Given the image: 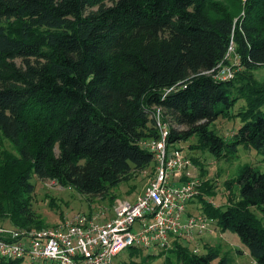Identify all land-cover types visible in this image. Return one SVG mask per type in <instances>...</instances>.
<instances>
[{
  "label": "trees",
  "instance_id": "1",
  "mask_svg": "<svg viewBox=\"0 0 264 264\" xmlns=\"http://www.w3.org/2000/svg\"><path fill=\"white\" fill-rule=\"evenodd\" d=\"M229 46L239 62L232 76L204 73L228 62ZM258 66L264 0H0V221L42 227L30 208L32 176L95 195L134 170L150 166L151 175L152 153L141 141L158 137L155 106L167 141L181 148L178 142L194 135L195 156L226 157L241 145L264 160ZM239 98L243 104L231 111ZM233 116L241 123L228 138L210 125ZM195 156L189 155L193 162ZM224 184V203L206 198L205 180L190 201L264 264V172L245 163ZM191 245L129 247L112 264H144L155 255L163 257L160 264H235L218 244L205 242L202 251Z\"/></svg>",
  "mask_w": 264,
  "mask_h": 264
},
{
  "label": "built area",
  "instance_id": "2",
  "mask_svg": "<svg viewBox=\"0 0 264 264\" xmlns=\"http://www.w3.org/2000/svg\"><path fill=\"white\" fill-rule=\"evenodd\" d=\"M230 48V46H229ZM221 63L205 71L225 79L232 71ZM171 87L164 89V96ZM159 107V106H158ZM153 116L158 137L141 144L152 153L153 170L133 200L116 198L112 213L76 212L54 225L20 227L0 221V258H22L40 264H112L129 247L157 250L172 241L196 240L211 233L213 219L190 201L199 192L195 165L182 148L167 141L168 128Z\"/></svg>",
  "mask_w": 264,
  "mask_h": 264
},
{
  "label": "rangeland",
  "instance_id": "3",
  "mask_svg": "<svg viewBox=\"0 0 264 264\" xmlns=\"http://www.w3.org/2000/svg\"><path fill=\"white\" fill-rule=\"evenodd\" d=\"M225 2V1H223ZM232 45V43H231ZM232 46L228 47L229 54L227 55L228 62L222 64L225 68L233 72L236 65L238 66V58L233 54ZM16 63H20L19 58H15ZM218 63V62H217ZM202 72V71H201ZM204 73H212L211 71H203ZM254 75L259 80H264V66H258L254 69ZM232 76V75H231ZM243 104L242 99L237 101L232 106L231 111ZM160 110V107L155 106ZM238 117H219L210 122V125L218 132L222 137L228 138L231 133L235 131L237 126L240 125ZM178 128H186L185 125L179 124ZM195 142L194 135H191L184 141L178 142L181 148L189 156H195L196 148H190L189 144ZM6 147H10L5 142ZM56 152V148H54ZM198 156H195L197 162L192 163L195 165L198 176L200 178V184L202 180L206 181V184L211 191V194L207 195L206 198L211 200L215 205L224 203L226 200L227 189L224 181L228 178L234 177L242 164H250L256 166L260 171L264 172V160L262 155L252 147L237 146V150L234 153L227 154L226 157L215 158L206 151L197 152ZM200 156V158H199ZM202 166L203 173L199 175ZM145 167L143 170H134L131 172L129 177L125 180H121L116 185L110 187L103 194L88 195L79 193L70 186H62L57 183L54 179L43 178L39 179L34 176L31 177L33 183V190L30 193V208L35 212L42 222V227L54 225L58 221L64 218L73 216L76 212L83 213H96L100 212L103 216H108L112 213V205L116 198H123L127 200H133L135 195L142 189L148 177L150 176L148 169ZM149 174V175H148ZM199 184V186H200ZM236 184L232 183L230 190L236 193ZM113 194L114 197L110 203L109 195ZM255 213L260 216V212L254 209ZM264 222V216H261ZM4 223L11 224L6 219L2 220ZM210 226L214 227V231L211 233H205L202 239L197 240L196 247L199 251L203 250V244H218L220 253L225 252L231 262L235 264H256L253 258L249 255L247 249L239 241L235 232L224 229L222 230L219 226H215V223H211ZM204 241V242H203ZM193 248V244L190 246ZM162 256H150L144 262V264H160ZM26 262V260L24 259ZM21 262L20 264H26Z\"/></svg>",
  "mask_w": 264,
  "mask_h": 264
}]
</instances>
